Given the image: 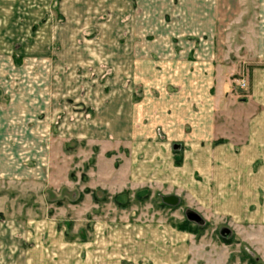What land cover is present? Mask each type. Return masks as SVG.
I'll use <instances>...</instances> for the list:
<instances>
[{
	"label": "rangeland",
	"instance_id": "1",
	"mask_svg": "<svg viewBox=\"0 0 264 264\" xmlns=\"http://www.w3.org/2000/svg\"><path fill=\"white\" fill-rule=\"evenodd\" d=\"M132 1L0 0V264H191V234L237 242L192 198L190 168L176 183L186 146L154 126L160 90L131 104L144 98L127 79Z\"/></svg>",
	"mask_w": 264,
	"mask_h": 264
},
{
	"label": "crops",
	"instance_id": "2",
	"mask_svg": "<svg viewBox=\"0 0 264 264\" xmlns=\"http://www.w3.org/2000/svg\"><path fill=\"white\" fill-rule=\"evenodd\" d=\"M225 1L128 3L127 79L143 89V100L134 102L132 93L131 104H145L151 89L160 90L154 126L176 137L173 149L186 146L176 183H184L190 168L192 198L232 221L221 232L228 229L236 243L188 237L191 264H247L238 257L241 249L264 264V0L251 6L238 0L237 17ZM246 230L254 247L241 238ZM257 247L262 251L255 254Z\"/></svg>",
	"mask_w": 264,
	"mask_h": 264
},
{
	"label": "water",
	"instance_id": "3",
	"mask_svg": "<svg viewBox=\"0 0 264 264\" xmlns=\"http://www.w3.org/2000/svg\"><path fill=\"white\" fill-rule=\"evenodd\" d=\"M163 202L170 206H177L180 202V199L177 196L170 195L163 197ZM187 217L190 221L201 224L203 222V219L195 212L189 211L187 213ZM221 235L225 238L230 237V231L228 229H224L221 232Z\"/></svg>",
	"mask_w": 264,
	"mask_h": 264
},
{
	"label": "trees",
	"instance_id": "4",
	"mask_svg": "<svg viewBox=\"0 0 264 264\" xmlns=\"http://www.w3.org/2000/svg\"><path fill=\"white\" fill-rule=\"evenodd\" d=\"M177 163H179V162L177 161ZM178 165H180V164H178ZM222 241L225 242V243H227V244L231 242L230 240H225V239H223Z\"/></svg>",
	"mask_w": 264,
	"mask_h": 264
},
{
	"label": "built area",
	"instance_id": "5",
	"mask_svg": "<svg viewBox=\"0 0 264 264\" xmlns=\"http://www.w3.org/2000/svg\"><path fill=\"white\" fill-rule=\"evenodd\" d=\"M245 85H246V82L243 81V82L241 83V86L244 87Z\"/></svg>",
	"mask_w": 264,
	"mask_h": 264
}]
</instances>
